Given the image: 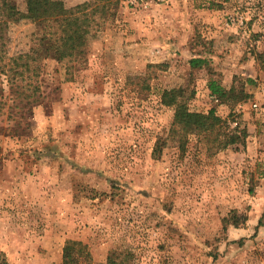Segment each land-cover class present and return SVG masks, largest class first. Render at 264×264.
Here are the masks:
<instances>
[{"label": "rangeland", "instance_id": "1", "mask_svg": "<svg viewBox=\"0 0 264 264\" xmlns=\"http://www.w3.org/2000/svg\"><path fill=\"white\" fill-rule=\"evenodd\" d=\"M110 13L82 56L40 61L31 105L0 72V261L62 264L75 240L89 264H264V0H123ZM37 31L11 23L7 56ZM210 81L235 93L216 100ZM170 90L190 112L213 109L220 133L180 151ZM232 212L246 222L224 225Z\"/></svg>", "mask_w": 264, "mask_h": 264}, {"label": "trees", "instance_id": "2", "mask_svg": "<svg viewBox=\"0 0 264 264\" xmlns=\"http://www.w3.org/2000/svg\"><path fill=\"white\" fill-rule=\"evenodd\" d=\"M25 11L18 9L14 0H0V72L9 73V82L20 83L21 88L29 90L25 105H31L39 97V87L36 85L40 73V61L52 58L59 64L73 62L85 52L86 43L91 31L104 22L111 10L123 0H86L72 7H66L61 0H23ZM28 21L38 29L31 48L13 57L7 56L8 28L11 23ZM256 59L264 66V49L256 53ZM202 59L193 58L189 61L191 69L200 67ZM210 96L222 100L235 93L234 86L228 90L210 81L208 84ZM243 98L249 95L238 92ZM180 92L164 91L161 103L173 107L174 116L171 123L170 135H178V148L184 152L187 135H205L220 133L223 121L216 116L212 109L206 114L190 112L183 102L178 99ZM217 127V128H216ZM236 137L233 133L217 141L218 148L224 149L234 144ZM167 145V139H158L153 147L152 156L158 157ZM246 222V215L232 212L229 218L223 219V224L238 226ZM89 253L86 245L80 241L67 240L62 250V264H89ZM126 257L117 263L114 255H109L107 264H123ZM0 264H7L1 260Z\"/></svg>", "mask_w": 264, "mask_h": 264}]
</instances>
